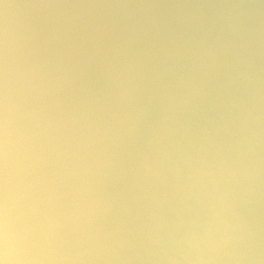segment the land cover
Masks as SVG:
<instances>
[{"label":"clouds","instance_id":"1","mask_svg":"<svg viewBox=\"0 0 264 264\" xmlns=\"http://www.w3.org/2000/svg\"><path fill=\"white\" fill-rule=\"evenodd\" d=\"M0 264H264V0H0Z\"/></svg>","mask_w":264,"mask_h":264}]
</instances>
